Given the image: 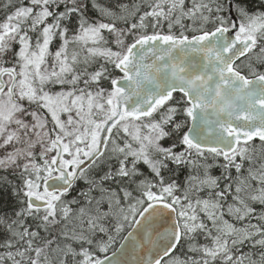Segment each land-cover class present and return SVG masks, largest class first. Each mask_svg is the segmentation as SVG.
Instances as JSON below:
<instances>
[{
    "label": "snow or ice",
    "instance_id": "obj_1",
    "mask_svg": "<svg viewBox=\"0 0 264 264\" xmlns=\"http://www.w3.org/2000/svg\"><path fill=\"white\" fill-rule=\"evenodd\" d=\"M0 264H264V0H0Z\"/></svg>",
    "mask_w": 264,
    "mask_h": 264
},
{
    "label": "water",
    "instance_id": "obj_2",
    "mask_svg": "<svg viewBox=\"0 0 264 264\" xmlns=\"http://www.w3.org/2000/svg\"><path fill=\"white\" fill-rule=\"evenodd\" d=\"M117 247H119V244H118V246Z\"/></svg>",
    "mask_w": 264,
    "mask_h": 264
},
{
    "label": "trees",
    "instance_id": "obj_3",
    "mask_svg": "<svg viewBox=\"0 0 264 264\" xmlns=\"http://www.w3.org/2000/svg\"><path fill=\"white\" fill-rule=\"evenodd\" d=\"M257 143H259V142L257 141Z\"/></svg>",
    "mask_w": 264,
    "mask_h": 264
}]
</instances>
